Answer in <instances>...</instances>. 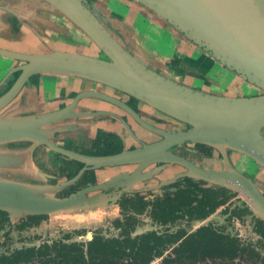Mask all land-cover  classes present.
<instances>
[{
  "label": "water",
  "instance_id": "water-1",
  "mask_svg": "<svg viewBox=\"0 0 264 264\" xmlns=\"http://www.w3.org/2000/svg\"><path fill=\"white\" fill-rule=\"evenodd\" d=\"M46 1L82 29L107 58L73 51L27 53L0 47V54L24 61L11 69H19L20 73L0 95L1 209L16 214L49 213L66 219L71 210L84 209L103 199L101 192L88 194L99 185L65 197L51 194L73 183L85 169L127 162H138L141 168L149 162L168 160L186 166L188 171L183 174L212 182H231L264 218V194L244 175L233 169H205L166 150L177 142L200 141L221 150L243 152L264 166V0H135L263 91L253 95L210 93L176 81L149 67L140 55L125 48L86 0ZM35 72L63 73L106 83L190 126L173 131L153 128L122 101L94 90L80 92L71 103L58 109L18 112L20 107L13 99ZM83 96H97L122 105L163 138L142 147L103 155H86L58 145L48 135L57 130V125L62 127L59 121L76 115L73 110ZM42 143L83 162V167L66 180L55 184L44 182L46 173L32 166L30 160L33 148ZM80 213L77 219L83 218Z\"/></svg>",
  "mask_w": 264,
  "mask_h": 264
},
{
  "label": "flooded vegetation",
  "instance_id": "flooded-vegetation-1",
  "mask_svg": "<svg viewBox=\"0 0 264 264\" xmlns=\"http://www.w3.org/2000/svg\"><path fill=\"white\" fill-rule=\"evenodd\" d=\"M39 1L42 3L41 6L47 5L49 9H51L55 14L60 15L66 21L74 25V27L79 28L61 10H59L46 0ZM86 2L92 9L94 8L91 1L86 0ZM42 7L40 8V10L42 9L41 12H44V8ZM0 9L14 13L11 10V6L7 3H0ZM149 10L152 11L151 9ZM93 11H95L100 20L104 21L107 26H109V28H114L109 23V21H107L106 16L101 11H99V9L94 8ZM25 14L23 13L24 16H16L18 17L20 22H26V24L31 26L32 29H35L36 24L39 25L40 28L37 26L38 28H36L34 32L39 37H41L45 29V24L49 19L46 18L45 23L43 24L42 20L40 19H37L36 21L35 19L31 20L32 16L30 19L29 17L25 18ZM34 14H36V12H34ZM110 17L122 19L124 15L119 11L111 10ZM116 32L123 39H125V37L127 36L126 34H124V27L122 26L117 27ZM85 37H87L90 42L96 45L87 34L85 35ZM59 40L62 41V43L65 42L64 37H60ZM96 47L98 48V52L88 55L107 58L103 51L97 45ZM2 48L18 52H36L31 50H15L7 47ZM51 50L66 51L59 48H54L40 52ZM200 50L203 51L202 48ZM0 56L9 59L8 61H11L8 66L6 63L4 64V71L0 76L1 95L10 88V86L13 84L20 73L19 69L14 71H11V69L17 65L24 63V61L2 54H0ZM181 58H179V55L177 54H173L172 56H170L164 70L167 71L169 67L185 70L180 66ZM147 65L153 68L151 64ZM165 71L159 70L158 72H162L172 79L179 81L177 77L170 75ZM43 73L53 74L54 72H35L31 74L15 95L13 101L17 102V105L20 108L28 106L31 113H40L48 110H54L71 103L75 96L80 92L86 90H94L111 95L122 101L125 105L131 108L132 111L135 112L143 122L147 123L153 128H158L163 131H173L178 129H186L190 126L189 123L175 118L167 114L166 112L150 105L149 103L135 97L134 95L122 91L121 89L110 86L103 82L75 75L70 76L79 77L84 81H88L89 84L78 89H75L72 83L65 84L59 89L58 93H55L53 95H48L46 93L45 99H43V103L45 102V105L52 104L51 108L42 110L41 107L38 106V104L37 106H35V103L31 107L29 106V103L27 101L26 87L29 85V81H33L36 84L37 90L39 92V77L40 74ZM3 77H5V79L1 82ZM206 83H208V81H206ZM207 92L213 93L212 91ZM261 92L263 91L259 89V91L254 94H258ZM73 112L76 115L67 117L61 122L59 121L58 123L62 124V127H60V125H57V130L52 134H49L48 136L58 145L86 155L113 154L123 150L142 147L144 144L152 143L163 138V135L161 133L153 130L151 127L142 124L125 107L105 98L97 96L80 97ZM96 121H99L100 125L96 126L95 129L92 130L93 123H95ZM120 129L125 133V136H120ZM75 136L76 139L78 138V136L82 137L81 141L83 143V146L85 148L91 149V151L85 152L79 150L78 148H75L73 145ZM225 149L227 150L228 155L234 150L231 148ZM166 150L180 157H183L198 165L199 167L205 169H233L248 178L264 194V187L261 186V184L257 183L255 180L251 179L255 175V173H251L250 171H247L245 169H243L242 171H238L236 168H234V166H232V164H230V157L228 159V157H226V154H224V152L217 146L200 141H184L174 143L166 148ZM30 157L32 166H35L38 170L46 173V180L44 181L46 183L55 184L71 178L84 165L83 162L70 158L63 153L50 148L45 143L36 145L33 148ZM203 161H205L207 165H205ZM220 161L221 165H219L218 163ZM43 163L45 164V166H43ZM139 166L140 165L138 162H127L117 165H105L95 168H87L73 183L58 189L57 195L59 197H65L83 188L99 185V188L91 190L90 192H88V194L91 195L100 192L103 194V199L99 203L87 206L84 209L71 210L70 217L66 219H77V213H80L81 211L82 212L80 213V216H83V218L77 220V223H80V226L75 227L74 230L65 233V237L70 238L74 234L81 235V233L77 230H79L82 225L84 226L87 221L91 220L89 222L91 224L93 223V219H99L97 215L92 216L94 215V208H102L105 213L108 212L113 214L112 224L115 228L119 229V234L104 236L100 232L96 233L93 231H87L88 238L86 239V241L75 240L71 242L83 243L84 248L86 249L87 242L94 238H101V240L118 238L119 240L124 242L127 238L133 239L138 238L144 234L151 235L155 233L156 235H160L163 237V239H165V246L161 254L164 251L168 250L172 260L173 258L204 259L212 256L236 258L245 253L251 256L253 255L255 257H262V252L258 249V247L251 243L250 239L242 242L241 237L238 233H231L229 231H226L223 227L217 226L216 223L211 219V217L213 218V215L224 206V209L221 210L227 213V219L229 220V222L235 220L242 221L246 219L247 216L254 214V232L258 236L260 243L264 245V218H262L257 213L244 193L234 187L231 182L218 183L188 174H183L188 171V168L175 161L158 160L146 163L141 166V168H139ZM56 168H60L62 174H60V172H57L55 170ZM160 173L161 175H158ZM156 191L159 192L156 193ZM238 193H242L246 197V201H243L242 204L234 203V205L232 206L228 205L230 204V202L235 200V198L238 196ZM86 213H88L89 215ZM142 214L149 215L152 222L160 224L164 227V230L159 231L157 229H149L141 233L132 234V232L138 225L139 216ZM21 215L22 216L20 218V221L17 224V227L19 229L41 225L44 220L49 219L50 214L29 213ZM10 218V213L7 210L0 208V229L5 225L6 222L11 220ZM100 218L102 219V217ZM178 222H180L181 224H178ZM203 234H206L207 237L210 238L211 243L214 244L213 247L208 246V241H206V238L202 236ZM43 243L48 242L45 241ZM43 243L39 244L38 246L42 245ZM4 244L5 241L0 238V257L10 255L17 249L30 246L38 247L35 245L21 246L7 253L1 251V248ZM127 249H130L129 245L127 246ZM161 254L154 256L150 261L158 258ZM5 264H26V262L17 261L14 263Z\"/></svg>",
  "mask_w": 264,
  "mask_h": 264
},
{
  "label": "crops",
  "instance_id": "crops-1",
  "mask_svg": "<svg viewBox=\"0 0 264 264\" xmlns=\"http://www.w3.org/2000/svg\"><path fill=\"white\" fill-rule=\"evenodd\" d=\"M113 2L116 3L117 6H127L128 10L127 13L123 14L124 17L122 19L113 18L112 27L122 26L124 27V34L128 35L132 33L131 35L135 39V52L142 58L147 59L146 61L153 60L156 62V64L159 65L163 71H165V65H167V61L170 56L176 52L179 53V49L181 52L183 49L185 50V54L183 53V56L181 55V61H187V63H191L193 67L200 69L204 74H202V77H205L207 71H210L213 62L217 61L214 57L206 55L199 49V47L194 45V43H190L186 36L137 1L91 0L93 7L99 9V11H101L107 19L110 17L111 10L118 11L113 5ZM0 3L9 4L11 6V10L14 12L11 13L7 10L0 9V46L15 50H31L40 52L47 49L60 48V45L63 43L59 40V38L64 37L65 42H71L73 45V47L68 51H77L87 54L97 53L95 52V48H97L96 45L90 42L87 37L79 35L77 27H74V25L66 21L60 15L55 14L47 5H42V7V3L39 0H0ZM41 7L44 8V12L42 11L43 13L41 12L42 9L40 10ZM33 11L36 12V14H34ZM23 13H26L25 18L29 17L30 19L32 16L31 20L35 19L36 21L37 19H40L43 24L45 23L46 18L49 19L45 24V29L41 37L34 32L39 25L36 24L35 29H32V27L26 24V22L22 23L19 21L17 16H24ZM148 40H154L157 45H160L161 47L163 46V51H160L157 47H155L152 51L153 53L149 54L143 47L144 43H147ZM194 54H199L200 56H193ZM8 60L9 59L0 56L1 72L4 71L5 63L7 66L11 63V61ZM219 65L220 69H215L216 72H214L215 75H213L215 77H223L220 70H228V68L223 66L221 63ZM211 78L208 77V83H203L202 89L204 91H212L216 89L223 90L221 92L222 94L235 95L236 92L226 91L223 89L224 87L220 86L221 84H219L218 80ZM39 82V92L33 81H29V85L26 87L27 101L31 107L34 103L35 106H37V104L40 106L43 103V99H45L46 93L48 95L58 93L59 89L65 84L72 83L75 89L82 88L89 84L88 81H84L78 77L54 73L40 74ZM14 104L17 105V102ZM44 106L46 109H49L52 107V104ZM22 110L28 111L30 108L25 106L17 111L20 112ZM99 123V121L93 123L92 130H94L96 126L100 125Z\"/></svg>",
  "mask_w": 264,
  "mask_h": 264
},
{
  "label": "rangeland",
  "instance_id": "rangeland-1",
  "mask_svg": "<svg viewBox=\"0 0 264 264\" xmlns=\"http://www.w3.org/2000/svg\"><path fill=\"white\" fill-rule=\"evenodd\" d=\"M91 1V0H89ZM112 4V2H111ZM113 5L115 8L120 11L122 14L127 13V7L126 6H117L116 3L113 2ZM111 25H113V17H109L107 19ZM111 29L113 30V33L115 37L124 44L125 48H127L130 52H135V39L131 34H128L125 39H123L118 33L116 32L115 26ZM78 34L85 37V33L78 28L77 30ZM190 43H194L191 39H189ZM61 47L59 49L62 50H70L73 45L71 42H63V44L60 45ZM198 46V45H196ZM144 50H146L149 54L153 53V49L157 47L160 51H163V46L157 45L154 40H148L147 43H144L143 45ZM175 48V47H173ZM200 48V47H199ZM201 49V48H200ZM179 53L176 52L175 54L179 55V58H181V55L184 53V49L181 52L179 49ZM95 52H98V48H95ZM206 55L212 57L208 52L202 51ZM185 54V53H184ZM183 56V55H182ZM193 56H200L199 54H194ZM177 57V56H176ZM144 59V58H143ZM147 60V59H145ZM147 64H151L152 67L156 70H162V68L156 64L153 60L146 61ZM184 63H181V67H183L185 70L182 69H175L170 68L165 71L169 74H172L173 76L177 77L180 82L183 84L192 86L197 89H201L204 82L208 80V77L211 79L218 80L219 84H221V87H224L228 92H236L235 95H251L254 93H257L259 89L252 84L248 83L244 79H242L239 75L234 73L232 70H220L223 77H215L213 75L214 72H216L215 69H220V63L218 61L213 62L211 65L210 71H207V74H205V77H202V72L200 69H197L191 65V63H187V61H181ZM211 63V62H210ZM163 71V70H162ZM0 71V76H1ZM196 74V75H195ZM201 75V76H200ZM204 75V74H203ZM215 77V78H213ZM79 78V77H78ZM208 86V85H207ZM111 90V88H110ZM211 90V89H210ZM223 90H212L213 93H221ZM45 103H42L41 109L46 110ZM120 136H125V133L120 129L119 130ZM75 140L73 142V145L75 148H78L79 150L89 152L91 149L85 148L83 146V143L81 141L82 137L78 136L76 139V136L74 137ZM224 154H226V157H230L229 162L236 168L238 171H242L243 169L250 171L251 173H255V175L251 178L252 180H255L257 183L261 184V186L264 187V166L258 162L256 159L250 157L247 154H243L240 151L233 150L229 155L227 154V150L224 148L222 150ZM205 163V161H203ZM219 165H221V161L218 162ZM205 165H207L205 163ZM43 166L45 164L43 163ZM57 172H60L62 174V171H60V168L55 169ZM158 175H161L158 174ZM158 177V176H157ZM160 191V190H159ZM159 191H156L158 193ZM51 194L57 195L56 192H52ZM243 201H246V197L242 193H238V196L235 198L234 201L230 202V206L234 205V203H240L242 204ZM225 207V206H224ZM220 208L218 212H216L213 215V218L211 219L216 223L217 226L223 227L226 231H229L231 233H238L241 237V241H247L250 239L251 243L258 247V249L262 252V257H255L248 255L247 253L241 254L239 257L236 258H225V257H217L212 256L204 259H171V255H169L168 250L164 251L158 258L153 259V261H150L148 264H186V263H201V264H264V245L260 243V240L258 236L254 232L253 227V221H254V214L249 215L246 217V219L242 221H230L227 219V213L223 212ZM92 216L97 215L99 219H93V223H89L90 221H87L86 224L82 227H80L78 232L81 233V235L74 234L70 238L65 237V233L68 231L74 230L75 227H79L80 223H77L78 219H61L58 217L53 216V214L49 215V219L44 220V222L41 223V225L37 226H30L25 227L23 229H19L17 227L18 222L20 221L21 214L13 213L12 211H8L11 215V220L6 222L5 225L0 229V238L5 241V244L2 246L1 251L9 253L13 249L21 246H29V245H35L38 246L39 244L43 242L53 243L54 241H65V242H71V241H86L88 238L87 231H93L96 233H102L104 236H112L119 234V229L115 228L112 224V213H105L102 208H94ZM103 211V212H102ZM88 214V213H86ZM89 215V214H88ZM102 217V219L100 218ZM56 218V219H55ZM91 218V217H90ZM183 223V221H182ZM178 224H181L178 222ZM92 225V226H91ZM149 229H157L159 231L164 230V227L160 224L153 223L150 216L147 214H142L139 216V222L136 226L135 230L132 232V234L135 233H141L143 231H147ZM53 254H51L52 256ZM56 259L51 260L50 264H55L54 262ZM29 264H45L43 261V258H33Z\"/></svg>",
  "mask_w": 264,
  "mask_h": 264
},
{
  "label": "trees",
  "instance_id": "trees-1",
  "mask_svg": "<svg viewBox=\"0 0 264 264\" xmlns=\"http://www.w3.org/2000/svg\"><path fill=\"white\" fill-rule=\"evenodd\" d=\"M202 236L208 241V246H214L206 234ZM164 246L165 239L155 233L127 238L124 242L118 238H94L87 242L86 249L83 243L59 241L17 249L10 255L0 257V264L17 261L29 264L35 257L43 258L45 264H50L53 259H56L55 264H147L154 256L161 254Z\"/></svg>",
  "mask_w": 264,
  "mask_h": 264
}]
</instances>
